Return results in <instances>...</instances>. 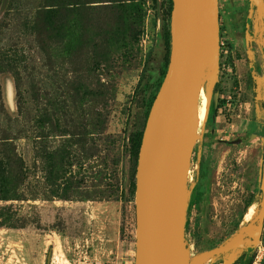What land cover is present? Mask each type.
Wrapping results in <instances>:
<instances>
[{
  "label": "rangeland",
  "instance_id": "1",
  "mask_svg": "<svg viewBox=\"0 0 264 264\" xmlns=\"http://www.w3.org/2000/svg\"><path fill=\"white\" fill-rule=\"evenodd\" d=\"M79 1L59 5L50 30L45 0H0V152L9 147L24 167L17 200L0 201L21 224L0 226V264L134 261L129 137L161 78L168 0ZM219 18L229 56L207 114V67L196 102L189 264L238 234L236 247L201 264H223L230 252V264H240L264 247V222L252 225L264 158V108L256 103L264 100V28L252 0H220ZM67 25L73 36L62 39Z\"/></svg>",
  "mask_w": 264,
  "mask_h": 264
},
{
  "label": "water",
  "instance_id": "2",
  "mask_svg": "<svg viewBox=\"0 0 264 264\" xmlns=\"http://www.w3.org/2000/svg\"><path fill=\"white\" fill-rule=\"evenodd\" d=\"M171 1L169 61L148 111L136 161L133 264H185L194 107L204 83L206 63L210 68L205 93L208 103L219 71L218 0ZM252 2L263 29L264 0ZM261 44L264 57V34ZM260 192V209L252 221V225L258 223V229L264 222V158ZM239 240L206 253L229 251ZM235 256L236 252H230L223 264H230Z\"/></svg>",
  "mask_w": 264,
  "mask_h": 264
},
{
  "label": "trees",
  "instance_id": "3",
  "mask_svg": "<svg viewBox=\"0 0 264 264\" xmlns=\"http://www.w3.org/2000/svg\"><path fill=\"white\" fill-rule=\"evenodd\" d=\"M138 1H144V0H138ZM63 2H65L68 6H71L72 8L77 7L80 4L79 0H45L44 2L46 3L45 7H48L45 11V15L47 17L46 21L48 24V26L46 27L49 28L50 30L51 29L53 30V27H54V17L57 14V11L55 10ZM171 9H172V1L168 0V8L166 12L167 25L165 26L163 24L162 31H161L162 42H163V46L165 50L164 64H163V68L161 70V76H160L161 78L158 81L151 98L149 99L141 129L131 134L129 137V145H130L129 151H130L131 159L133 161L134 170L136 168V161H137L138 151L140 147L141 136H142L144 124H145V121L148 115V111L160 87V84L166 72L168 61H169L170 42H171V39H170ZM72 30L73 29L70 26L68 25L64 26V32H60L59 35L62 39L72 37L73 36ZM262 51H263V47H262ZM219 57L221 56L219 55ZM251 83L254 84L253 80H251ZM217 88H218V83L215 82L213 92H212L213 95L217 93ZM253 92L255 94V86L253 87ZM256 103H257L258 108H264V100L263 101L259 100ZM22 165H23L22 160L9 147H7V153L0 152V201L17 200V189L24 178V167ZM133 175H135V171ZM131 185L133 186V188L135 187V179L133 182H131ZM3 225H6L8 227H13V228L21 225L20 220H18L14 216V212H11L6 207H0V226H3ZM245 256L246 254H244L240 264H250L252 257L249 259L247 258L245 259ZM263 262H264V258H263Z\"/></svg>",
  "mask_w": 264,
  "mask_h": 264
},
{
  "label": "bare ground",
  "instance_id": "4",
  "mask_svg": "<svg viewBox=\"0 0 264 264\" xmlns=\"http://www.w3.org/2000/svg\"><path fill=\"white\" fill-rule=\"evenodd\" d=\"M207 67V76H206V78H205V82H206V80L209 78V76H210V68H209V64L208 63H206V65H205V68ZM205 98H206V114H207V110H208V100H207V97H206V94H205ZM198 101V100H197ZM200 106V105H199ZM201 111V110H200ZM199 111V109L196 107V105H195V107H194V115H193V129H192V138H191V140H192V142L194 143L195 141L197 142V139H198V130H197V128L201 125V121H202V116H201V112ZM252 215V213H250V215H248V219L250 218V216ZM252 217V216H251ZM240 237H241V234H238V235H236V237L233 239V241H237V240H239L240 239ZM233 241H231L230 243H232ZM229 243V244H230ZM199 254H201L200 255V257H199V259L200 258H204V257H208L209 255H208V253H206V252H202V253H199ZM207 257L205 258V260L204 261H206V259H207ZM189 258V255L187 254V251H185L184 252V259H185V264H189V262H188V259ZM198 260V259H197ZM203 261V262H204ZM202 261H199V262H196V263H193V264H201V263H203ZM192 263V262H191Z\"/></svg>",
  "mask_w": 264,
  "mask_h": 264
},
{
  "label": "built area",
  "instance_id": "5",
  "mask_svg": "<svg viewBox=\"0 0 264 264\" xmlns=\"http://www.w3.org/2000/svg\"><path fill=\"white\" fill-rule=\"evenodd\" d=\"M222 34V26H219V52L222 54L221 55V59L219 57V71L218 74H222L223 73V69H225V64H226V60L229 56V52H228V46L229 43H227L226 41L222 40V37L220 36ZM224 58V59H223ZM187 180L190 178V167L189 170L187 172ZM257 250L255 251V255L253 256L250 264H263V258H264V247H259L256 246Z\"/></svg>",
  "mask_w": 264,
  "mask_h": 264
},
{
  "label": "crops",
  "instance_id": "6",
  "mask_svg": "<svg viewBox=\"0 0 264 264\" xmlns=\"http://www.w3.org/2000/svg\"><path fill=\"white\" fill-rule=\"evenodd\" d=\"M220 4V0H218V5ZM220 24V23H219ZM231 28H232V30H234L235 29V26H231ZM251 40L250 39H245V48L247 47V46H249V42H250ZM233 58H235V56L233 57ZM234 60V59H233Z\"/></svg>",
  "mask_w": 264,
  "mask_h": 264
},
{
  "label": "flooded vegetation",
  "instance_id": "7",
  "mask_svg": "<svg viewBox=\"0 0 264 264\" xmlns=\"http://www.w3.org/2000/svg\"><path fill=\"white\" fill-rule=\"evenodd\" d=\"M219 23H220V18H219ZM219 26H221V25L219 24Z\"/></svg>",
  "mask_w": 264,
  "mask_h": 264
}]
</instances>
